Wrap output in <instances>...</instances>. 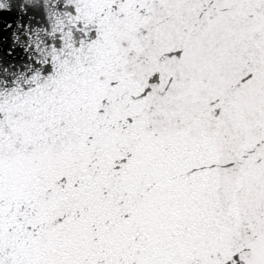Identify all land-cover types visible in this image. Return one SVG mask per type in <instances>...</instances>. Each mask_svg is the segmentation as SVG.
Wrapping results in <instances>:
<instances>
[{
	"label": "snow or ice",
	"instance_id": "6c2138e0",
	"mask_svg": "<svg viewBox=\"0 0 264 264\" xmlns=\"http://www.w3.org/2000/svg\"><path fill=\"white\" fill-rule=\"evenodd\" d=\"M0 264H264V0H0Z\"/></svg>",
	"mask_w": 264,
	"mask_h": 264
}]
</instances>
